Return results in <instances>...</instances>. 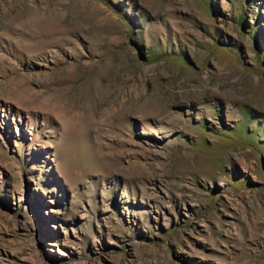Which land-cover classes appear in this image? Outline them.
<instances>
[{
	"label": "rangeland",
	"instance_id": "374dc122",
	"mask_svg": "<svg viewBox=\"0 0 264 264\" xmlns=\"http://www.w3.org/2000/svg\"><path fill=\"white\" fill-rule=\"evenodd\" d=\"M0 264H264V0H0Z\"/></svg>",
	"mask_w": 264,
	"mask_h": 264
}]
</instances>
